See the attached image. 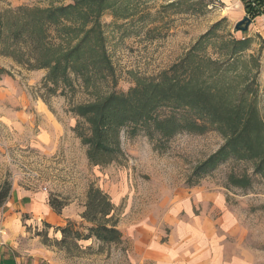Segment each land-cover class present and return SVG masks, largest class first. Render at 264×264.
I'll return each instance as SVG.
<instances>
[{
  "label": "rangeland",
  "instance_id": "374dc122",
  "mask_svg": "<svg viewBox=\"0 0 264 264\" xmlns=\"http://www.w3.org/2000/svg\"><path fill=\"white\" fill-rule=\"evenodd\" d=\"M72 1L0 0V10L19 5L61 6ZM109 1L112 5L101 13L100 21L114 66L113 79L97 80L88 88L74 79L73 90L49 95L43 86L45 69L28 70L0 54V184L7 181L11 188L38 190L48 199H55L57 212L67 215L66 222H73L82 234L89 225L81 217L88 189L97 187L108 196L113 205L108 225L114 223L121 231L119 244H103L92 237L61 245V237L54 235L56 226L42 223L39 230H34L43 244L56 249L54 261L58 264H154L134 258L139 251L134 240L142 237L143 243L149 239L144 236L148 224V230L161 243L168 240L174 228L182 229L177 234L175 250L183 264H264V186L253 164L228 158L204 174L194 173L224 143L218 132H182L160 140L157 135L148 137L142 128L132 134L126 126L120 131L122 154L112 163L94 166L87 158V145L82 144L74 130L77 117L69 111L97 95L126 92L140 78H156L219 21L215 36L205 47L206 53L223 60L220 40L247 37L250 41L242 55L245 61L252 57L250 66L257 62L249 72L244 60L238 62L235 69L242 77L228 80V85L238 90H220L231 95L218 97L219 103L238 106L248 75L253 78L250 89L264 116V20L257 18L242 32L234 30V24L248 16L240 3L225 8L216 0ZM204 64L208 70L209 65ZM42 102L48 110L46 116L37 112ZM239 106L247 109L248 101L242 100ZM157 112L167 115L171 110L161 107ZM79 127L84 130L87 125ZM230 175L246 176L250 184L243 188L233 186ZM191 191L217 192L219 203L215 207L212 202L198 203L190 195L191 217L183 208L175 222L172 207L177 199L182 200L180 196L189 197ZM204 217L216 241L206 250H199L192 240L198 235L196 230L206 231L202 226Z\"/></svg>",
  "mask_w": 264,
  "mask_h": 264
},
{
  "label": "trees",
  "instance_id": "16d2710c",
  "mask_svg": "<svg viewBox=\"0 0 264 264\" xmlns=\"http://www.w3.org/2000/svg\"><path fill=\"white\" fill-rule=\"evenodd\" d=\"M241 1L249 18L264 13V0ZM110 5L109 0H73L61 6L19 5L0 10V54L28 70L45 69L43 86L49 95L73 90L74 79H79L86 88L97 80L113 79L114 66L100 21L101 13ZM218 24L219 21L215 22L181 59L156 78H140L126 92L97 95L69 109L77 117L74 130L82 144L87 145L86 154L92 165L103 166L117 160L122 154L120 131L126 126L132 134L142 128L148 137L157 135L160 140H169L182 132L201 134L212 129L223 137L224 143L194 173L204 174L228 158L242 159L253 164L264 186V116L255 92L250 89L253 78L246 76L243 85L246 90L239 95L238 106H222L218 100L220 96L231 95L220 90H238L229 86L228 80L233 82L242 77L235 69L239 61L244 60L248 72L257 62L250 66L252 57L245 61L242 55L250 41L247 37L220 40L223 60L207 54L205 47L215 36ZM204 63L209 65L208 70ZM197 72L203 75H196ZM224 86L228 87L221 88ZM244 99L248 101L247 109L239 106ZM161 107H168L171 112L159 115ZM83 123L87 125L84 130L79 127ZM229 181L242 188L250 184L246 176L230 175ZM10 190L7 181L0 184V207ZM49 204L59 210L55 199L50 198ZM112 211L108 196L101 189L90 187L81 214L89 224L86 233L82 234L73 222L67 221L56 228L61 233L59 243L92 237L107 245L121 243L122 234L116 224L108 225Z\"/></svg>",
  "mask_w": 264,
  "mask_h": 264
},
{
  "label": "crops",
  "instance_id": "0c3cea01",
  "mask_svg": "<svg viewBox=\"0 0 264 264\" xmlns=\"http://www.w3.org/2000/svg\"><path fill=\"white\" fill-rule=\"evenodd\" d=\"M221 3L225 8L239 6V3L242 6L239 0H221ZM257 18L264 20V13L255 17L252 21ZM262 28L264 29L263 26ZM40 107L41 110L37 111L38 114L46 116L45 114L48 113V110L44 108L43 102ZM194 192L196 191H191V194L187 195L189 197L180 196L182 200L177 199L171 210L172 215H174L172 218H174L175 222L178 219L176 216L183 208L186 213L188 212V217H191L189 215L192 210L190 195H194L192 198H195L198 203L206 204L212 202L214 207L219 203L220 197L217 192L195 194ZM67 219V215H64L63 212H57L50 206L49 199L45 193L12 186L7 199L0 207V264H58L54 261L56 255L54 250L56 249L53 246L43 244L40 237L34 234V230H39L42 223L56 227L63 226ZM203 219L205 221H202V224L204 223L202 226L206 231L195 229L198 235L192 240L193 245L199 250L202 248L206 250L216 239V236L209 229L211 227L210 223L207 222L205 217ZM197 223L201 224L198 220ZM148 228L151 229L149 224L144 229L146 231L144 232L145 238H149L147 241L145 239L146 244L145 241L140 243L142 237L134 240L135 248L139 246L138 254L134 256L135 260L140 263L147 261L154 264H183L184 261L178 257V253L175 250L178 241L177 234L178 232H183L182 229L176 227L170 232L168 240L171 241L173 239L176 240L175 242L169 243L167 240L161 243L156 236H153L152 230H148ZM54 235L57 238L61 237L59 231L54 232ZM140 245L144 246L140 249Z\"/></svg>",
  "mask_w": 264,
  "mask_h": 264
},
{
  "label": "water",
  "instance_id": "95a60500",
  "mask_svg": "<svg viewBox=\"0 0 264 264\" xmlns=\"http://www.w3.org/2000/svg\"><path fill=\"white\" fill-rule=\"evenodd\" d=\"M251 22H252L251 18H249L248 16H244L234 24V30L245 32L248 30Z\"/></svg>",
  "mask_w": 264,
  "mask_h": 264
},
{
  "label": "built area",
  "instance_id": "2783aa9c",
  "mask_svg": "<svg viewBox=\"0 0 264 264\" xmlns=\"http://www.w3.org/2000/svg\"><path fill=\"white\" fill-rule=\"evenodd\" d=\"M216 1H219V2H221V0H216ZM241 3H242V1L241 0H239ZM243 5V4H242ZM253 20V19H252Z\"/></svg>",
  "mask_w": 264,
  "mask_h": 264
}]
</instances>
